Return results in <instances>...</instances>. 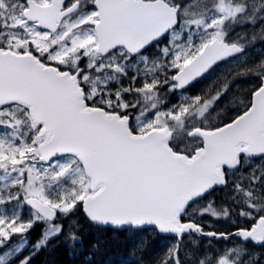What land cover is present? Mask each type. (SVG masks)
<instances>
[{
    "label": "snow or ice",
    "instance_id": "snow-or-ice-1",
    "mask_svg": "<svg viewBox=\"0 0 264 264\" xmlns=\"http://www.w3.org/2000/svg\"><path fill=\"white\" fill-rule=\"evenodd\" d=\"M257 35L264 0H0V264H32L81 206L134 249L146 229L174 237L156 264H259L244 244L264 245V60L237 73L257 80L245 100L234 68L190 94ZM205 215L247 223L205 231ZM186 235L242 243L182 258Z\"/></svg>",
    "mask_w": 264,
    "mask_h": 264
},
{
    "label": "trees",
    "instance_id": "trees-1",
    "mask_svg": "<svg viewBox=\"0 0 264 264\" xmlns=\"http://www.w3.org/2000/svg\"><path fill=\"white\" fill-rule=\"evenodd\" d=\"M262 48H264V46H262ZM261 60H264V56L257 59V64H259ZM246 63L248 64L245 68L257 65L255 63L252 65L249 60ZM203 82L195 85L192 94L199 92L202 88L201 85ZM256 83L257 80L255 81V84H251V87L247 90L236 86L233 87L232 85L231 96L240 100H245L250 89H252ZM170 97H172V95L168 93L165 98L169 99ZM261 164H264V161L260 160L255 163L253 162L252 166L255 167ZM211 195L213 196L212 200L214 199L218 206L222 204L227 206L224 200V190L216 189V191ZM27 211L28 210L25 209V219ZM232 211L235 213L238 212L239 209L235 208L232 209ZM231 218L237 219L235 215ZM60 221L65 226L64 234L50 240L47 247L42 248L38 253H36L32 259V264H156L157 259L163 255L168 246L175 243V239L167 238L161 234L155 233L151 229H146L143 232L137 233V236L146 238V246L142 249H134V245L127 239L129 235L128 231L116 230L106 226H98L89 222L83 213L82 207H78L67 216H61ZM73 225L75 226L73 227ZM222 227L223 225H219L215 229L220 232L227 230ZM33 232L34 235H31L32 242H34L38 236V231ZM69 232L75 233L79 236L82 242L73 243L71 240L66 239ZM185 241V244L182 243V258L183 251L185 249L192 251L193 246L200 247L207 240L202 237L192 235L185 239ZM193 241H195V243H193ZM97 242H99L98 249H92L91 246ZM29 251L30 249L26 250L24 255H29Z\"/></svg>",
    "mask_w": 264,
    "mask_h": 264
},
{
    "label": "rangeland",
    "instance_id": "rangeland-1",
    "mask_svg": "<svg viewBox=\"0 0 264 264\" xmlns=\"http://www.w3.org/2000/svg\"><path fill=\"white\" fill-rule=\"evenodd\" d=\"M237 31H244L248 34V37L249 39H251V36L254 34V33H258L259 32V27H256V28H252V27H246L245 29H237ZM262 46H264V38H261L257 35V38L255 39V41L251 42V43H246V52L239 56V57H236L232 60L229 61L228 64H221L219 66V68L217 69L216 73L215 74H212L214 76H212L211 79L207 80L206 82H203L202 83V88H204L206 86V84L210 83L212 79H215L217 75L221 74L224 69L226 68H234L235 71H233L232 73V77H230V79L232 80V85L233 87L236 86V87H241V88H244V90H247L248 88L251 87V84L254 83L255 84V76L254 75H237L238 72H243L242 70H244V68L247 66L248 63V60L250 63H252V65L255 63L257 64V59L259 57H263L264 56V48H262ZM156 51L155 49L153 50V52ZM252 54V55H251ZM246 63V64H245ZM246 77V78H245ZM235 79V80H234ZM201 88V89H202ZM166 91V90H164ZM232 91V89H231ZM191 94V93H190ZM232 94V93H231ZM212 200V199H211ZM243 218H239L237 219L238 222H243L246 221L245 219ZM224 220L227 222L229 221L228 219H214L210 216H207L205 215L202 220L200 221H203L211 226H214V227H217L219 225H222L224 223ZM227 225V223H226ZM151 232V231H150ZM153 232V231H152ZM14 239L18 240L19 237H15ZM186 241L184 239L183 241V244H185ZM209 244L212 245L213 248H224V247H232L233 245L235 244H240V242H236V243H230V244H222L221 242L220 243H217L215 241H206L203 245H201L199 247V249L201 251L204 250V248H206ZM244 247L247 248L249 250V247H247L245 244H244ZM196 247L193 246V250L196 249Z\"/></svg>",
    "mask_w": 264,
    "mask_h": 264
},
{
    "label": "flooded vegetation",
    "instance_id": "flooded-vegetation-1",
    "mask_svg": "<svg viewBox=\"0 0 264 264\" xmlns=\"http://www.w3.org/2000/svg\"><path fill=\"white\" fill-rule=\"evenodd\" d=\"M38 226H39V231H41L44 228V226L42 224H40ZM33 230L36 231V227H34L32 229V231ZM245 245L247 247H249L250 249L252 248V250L254 251L253 253L259 255V264H264V245L255 244L253 242H247Z\"/></svg>",
    "mask_w": 264,
    "mask_h": 264
},
{
    "label": "bare ground",
    "instance_id": "bare-ground-1",
    "mask_svg": "<svg viewBox=\"0 0 264 264\" xmlns=\"http://www.w3.org/2000/svg\"><path fill=\"white\" fill-rule=\"evenodd\" d=\"M252 55V54H251ZM246 78V77H245ZM235 80V79H234ZM251 90V89H250ZM237 91V90H236ZM247 95V94H246ZM245 98V97H244ZM224 202V201H223ZM223 230V229H222ZM156 248V247H155ZM151 252V251H150ZM154 253V252H153Z\"/></svg>",
    "mask_w": 264,
    "mask_h": 264
},
{
    "label": "water",
    "instance_id": "water-1",
    "mask_svg": "<svg viewBox=\"0 0 264 264\" xmlns=\"http://www.w3.org/2000/svg\"><path fill=\"white\" fill-rule=\"evenodd\" d=\"M110 227H112V226H110ZM167 236H171V235H167ZM206 238V237H205Z\"/></svg>",
    "mask_w": 264,
    "mask_h": 264
}]
</instances>
